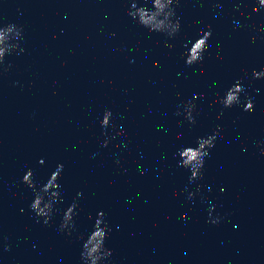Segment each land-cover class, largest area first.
<instances>
[{
  "label": "water",
  "instance_id": "95a60500",
  "mask_svg": "<svg viewBox=\"0 0 264 264\" xmlns=\"http://www.w3.org/2000/svg\"><path fill=\"white\" fill-rule=\"evenodd\" d=\"M257 2L180 0L182 30L169 48L164 33L128 15L130 0H0V26L22 25L25 49L0 68V264H82L79 237L101 210L111 229L109 264H264V78L252 79L253 69L264 70ZM209 26L203 63L186 66V48ZM241 78L255 110L244 111L242 93V104L221 115L219 97ZM194 93L205 95L191 125L175 113ZM105 109L116 125L107 147ZM217 125L223 136L203 179L189 183L177 151ZM60 163L63 202L49 224L37 223L22 178L31 168L46 183ZM76 199L69 236L59 224Z\"/></svg>",
  "mask_w": 264,
  "mask_h": 264
},
{
  "label": "clouds",
  "instance_id": "9594fccd",
  "mask_svg": "<svg viewBox=\"0 0 264 264\" xmlns=\"http://www.w3.org/2000/svg\"><path fill=\"white\" fill-rule=\"evenodd\" d=\"M152 7H148L149 0H130V7L128 15L135 20L139 25L148 29L149 32L164 33L166 39L165 46L171 48L173 45L170 43L182 30L181 17L177 15V8L180 5V0H150ZM237 11H241V3L237 2L234 5ZM264 8V0H258L257 5L253 11H260ZM243 15L244 13L241 12ZM197 20L195 23H199ZM14 33V37H13ZM23 26H18L15 23H8L0 26V44L6 40L9 43L5 47H0V68L7 71L11 64L5 66V57L11 54L15 49L19 48L20 52L25 49L20 47L18 41L23 39ZM212 37L211 26L208 30H200V35L197 39L191 42L190 47L186 48L184 53L186 66H194L202 64L205 59V53L210 47L209 41ZM255 39V37L253 38ZM247 76V73L245 74ZM264 78V70H255L252 72V79ZM242 79H238L231 87L226 89L223 96L219 97L218 102L223 106L221 115H223V108H231L234 105L242 104L241 94L243 93L246 98V104H243L244 111L253 112L255 110V99L245 89ZM259 92V89H256ZM179 95V93H178ZM204 93H194L193 97L182 105H179L176 115L183 114L184 118L191 125L197 123V104L196 100L203 97ZM183 109L181 113L180 109ZM203 109L201 108L200 111ZM122 127V126H121ZM102 134L106 137L102 141V146L107 147L109 144L108 130L115 129L116 125L113 121V113L111 109H105L101 121ZM182 134H178L180 138ZM223 133L220 131L219 125L216 129L207 136L197 137L194 144L184 146L177 151L179 156V166L189 170V183H196L203 179L205 171L206 157L210 155L211 150L215 147L218 138H221ZM3 141L0 140V143ZM261 143H264L262 141ZM259 146V145H258ZM261 153L264 154V148H261ZM5 161L0 160V165ZM40 163L43 164L44 160L41 158ZM116 164H120V160H116ZM64 164L60 163L50 175L46 183L40 184L34 175V170L29 168L22 178V182L31 188L34 193V198L29 204V208L35 214L37 223L42 222L47 225L52 221L56 212L59 211L57 204L63 202V195L61 192L60 179L63 175ZM128 171H131L129 169ZM201 185H198L197 191ZM224 189H221L223 191ZM84 195L83 190L77 193V197ZM196 192L189 193V199H193ZM131 203V201H129ZM193 203L195 200L193 199ZM79 207V199L73 200L72 203L65 209L59 224V231L71 236L77 230L75 217L78 215L77 209ZM215 206L209 210V222L216 224L220 222V217L217 215L213 217L212 212ZM23 211V209H21ZM105 212L99 211L95 219L93 230L84 237H79L82 243L81 260L82 264H109V259L113 256V250L106 246V240L110 233V226L105 219ZM7 247V246H6Z\"/></svg>",
  "mask_w": 264,
  "mask_h": 264
}]
</instances>
